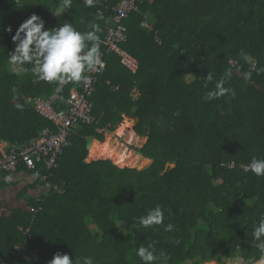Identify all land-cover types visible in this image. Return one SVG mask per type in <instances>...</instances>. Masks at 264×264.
<instances>
[{
  "label": "trees",
  "instance_id": "1",
  "mask_svg": "<svg viewBox=\"0 0 264 264\" xmlns=\"http://www.w3.org/2000/svg\"><path fill=\"white\" fill-rule=\"evenodd\" d=\"M119 2L98 0L89 8L84 0H72L69 12L57 17L51 11L59 0H0V140L26 144L53 128L26 97H48L56 88V109L66 113V100L79 83L46 82L30 65L10 67L7 55L15 48L12 36L20 23L33 13L46 28L68 21L86 31L98 23L103 52ZM125 24L123 46L138 59L139 70L132 73L117 56H108L92 97L95 120L70 133L71 143L52 169L45 163L33 170L18 167L36 178L21 195L40 185L50 189L41 193L40 212L29 211L37 196H28L27 207L0 215V264H48L57 252L81 264L84 257L94 264H142L135 249L149 243L169 257L167 264H234L237 253L258 256L252 228L264 213V177L242 165L264 158V72L259 71L264 68V0H142ZM241 50L255 63H245ZM226 71L233 73L225 86L235 90V98L206 100ZM207 72L214 78L205 88ZM242 72H251V80ZM116 107L136 116L138 135L147 134L138 151L152 159L148 168L86 160V137L103 141L98 130L112 132L123 121ZM96 139L90 156L102 157L103 142ZM62 183L65 191L57 192L54 186ZM8 184L1 180L0 190ZM157 205L164 210L163 224L141 226L138 218ZM119 222L124 223L117 227ZM169 223L174 229L166 232ZM28 227L31 239L24 234ZM199 239L204 241L192 246ZM221 257L226 258L215 261Z\"/></svg>",
  "mask_w": 264,
  "mask_h": 264
},
{
  "label": "clouds",
  "instance_id": "2",
  "mask_svg": "<svg viewBox=\"0 0 264 264\" xmlns=\"http://www.w3.org/2000/svg\"><path fill=\"white\" fill-rule=\"evenodd\" d=\"M86 7H94L98 0H84ZM72 0H59L58 5L51 11L54 16H61L69 12ZM99 13L97 16L99 17ZM83 23V21H82ZM86 31L79 30L72 22L65 21L56 27L46 28L45 21L33 13L29 18L20 23L12 36L15 44L13 51L9 52L8 63L13 70L23 69L30 65V71L42 81H69L79 82L86 78L85 73L95 71L98 66H103L101 61L100 36L101 31L98 23L88 24ZM7 31L11 32L9 27ZM240 57L245 63L254 64V57L241 50ZM264 72V68L259 70ZM233 73L226 71L224 75L215 82V87L207 91L206 100H215L231 94L235 98L236 92L232 87L225 85L231 79ZM245 81L251 80V72H242ZM213 73L207 72L203 79V86L213 82ZM17 107H20L19 105ZM246 171H251L257 177H264V158L253 157L251 162L244 166ZM11 181L12 177H5ZM164 221V210L160 205L147 209L146 214L138 218V223L150 228L162 225ZM124 222H119L120 227ZM174 225L169 223L164 226L166 232H171ZM124 231V229H122ZM127 235V233L125 232ZM252 239L257 249L258 256L243 257L238 253L234 257V264H264V213L260 214L258 222L253 225ZM176 244L180 240H175ZM237 250L240 248L236 245ZM135 254L140 258L142 264H167L169 257L163 252H157L154 243L147 246L141 245L135 249ZM48 264H81L78 258H71L68 253L57 252ZM82 264H94L91 257H84ZM190 264V262H186Z\"/></svg>",
  "mask_w": 264,
  "mask_h": 264
},
{
  "label": "built area",
  "instance_id": "3",
  "mask_svg": "<svg viewBox=\"0 0 264 264\" xmlns=\"http://www.w3.org/2000/svg\"><path fill=\"white\" fill-rule=\"evenodd\" d=\"M142 0H120L113 8V14L110 16V25L103 39L104 51L101 52V61L103 66H98L95 71L86 72L84 79L79 81L76 87L71 91V95L66 100L68 110L66 113H60L56 109V88L53 94L48 97L28 96L26 102L31 103L34 109L43 117L52 122L53 128H45L39 136L32 138L26 144L10 145L5 140H0V175L5 172H11L23 165L29 170L37 167L38 163H45L46 168L52 169L57 165L58 156L63 152L65 146L70 145L68 136L77 128L80 123H92L95 118L92 115L94 103L92 97L96 91L98 77L107 67V57L115 55L120 63L130 72L136 73L139 70L138 59L131 54L123 44L128 39V28L125 20L130 13L139 10V3ZM148 28L153 26L147 21L143 23ZM61 87V85H60ZM118 88V86L116 87ZM139 90L133 89V96L137 97ZM250 163V162H249ZM242 168L245 170V165ZM234 167L235 163L229 164ZM246 171V170H245ZM46 175L42 177L46 179ZM49 185H40L37 194V204L29 207V211L36 214L42 210L43 201L41 193L49 190ZM54 189L57 192L65 191V183L56 184ZM24 234L27 239H31L30 227Z\"/></svg>",
  "mask_w": 264,
  "mask_h": 264
},
{
  "label": "rangeland",
  "instance_id": "4",
  "mask_svg": "<svg viewBox=\"0 0 264 264\" xmlns=\"http://www.w3.org/2000/svg\"><path fill=\"white\" fill-rule=\"evenodd\" d=\"M70 95H71V93H70ZM69 96H68V98H69ZM125 120H131L132 121L131 122V124H132L131 125V128H132V131H134L136 133V136H137L134 139V141H131V138H129V137L125 139V138H122V137H119L118 135H116V131L119 129L120 125L122 123H124ZM89 124H91V123H89ZM134 125H135V120L134 119H130L128 117H124L123 116V121L118 124L117 128L114 131L111 132V131H107V130H98L104 136V140L103 141L95 138L97 141L103 142V148H102V151H101V156H102V153H103L104 149L106 147H108V142L110 140H112V138H116V139L118 138V140L123 144V145H121L120 149H123V147H124L125 150L133 153L134 156L139 155L141 158H146V157H144L142 155V153H140V151H138L146 143V138H140L139 137L138 133L135 131V126ZM116 144L117 143L114 140V142L112 143V145H110L109 147H113ZM90 151H94V149L92 148V146H91ZM100 159H106V158H104V157L102 158V157L90 156V152H89L86 160L88 162H91L93 160H100ZM107 159L111 160L115 165H117L119 167L137 168L139 170L148 168L152 164V162H153L152 159H149L148 158L149 161L146 164H142V165L141 164H138V165L137 164L136 165H128V164L127 165L126 164L125 165H120V164L115 163L111 158H107ZM16 186H18V184L17 185H14V183H13L7 190H6V188L4 189V193H5V196L4 197L7 200V202L9 203V205H8L7 208L10 209V210L11 209L13 210L18 205L22 204V201L19 199V196L17 194V191H16L17 190V187ZM161 239L166 240V238H161ZM203 241H204V239H199L198 240V243L196 245L194 244L192 246H197V245L201 244ZM189 245H191V244H189ZM222 258H226V257L218 258L215 261H218V260H220ZM212 261H214V260H212ZM209 262H211V261H209ZM205 263H208V262H205Z\"/></svg>",
  "mask_w": 264,
  "mask_h": 264
},
{
  "label": "bare ground",
  "instance_id": "5",
  "mask_svg": "<svg viewBox=\"0 0 264 264\" xmlns=\"http://www.w3.org/2000/svg\"><path fill=\"white\" fill-rule=\"evenodd\" d=\"M131 120H125L124 123H122L119 127V129L116 131V135L122 138H131V141H134V139L137 137L136 133L132 131L131 128ZM117 143L113 147H109L114 142ZM111 143V144H110ZM121 145H123L118 138H112L108 142V147H106L102 153V158H111L115 163L120 165H138V164H146L149 160L148 158H141L139 155L134 156L133 153L123 149H120Z\"/></svg>",
  "mask_w": 264,
  "mask_h": 264
},
{
  "label": "crops",
  "instance_id": "6",
  "mask_svg": "<svg viewBox=\"0 0 264 264\" xmlns=\"http://www.w3.org/2000/svg\"><path fill=\"white\" fill-rule=\"evenodd\" d=\"M109 27V26H108ZM140 94V92H139ZM7 176H11L12 177V180L11 181H8L10 182L11 184H8L6 186H4L3 188H1L0 190V215H6L8 214L11 210L8 209V205L9 203L7 202V200L5 199V193H4V189L6 188V190L14 183V185H17V194L19 196V199L22 201V204L18 205L16 208H19V207H27V197L28 196H37V194L39 193V191H37L35 188L32 189L30 188L28 191H27V194L26 195H21V191H23V189L26 188L27 185L33 183L35 181V176L30 174L27 170H24V169H16L14 171H11L9 174L7 175H2L0 176V181L1 180H6L5 177ZM13 188V187H12ZM6 192V191H5ZM14 208V209H16Z\"/></svg>",
  "mask_w": 264,
  "mask_h": 264
},
{
  "label": "water",
  "instance_id": "7",
  "mask_svg": "<svg viewBox=\"0 0 264 264\" xmlns=\"http://www.w3.org/2000/svg\"><path fill=\"white\" fill-rule=\"evenodd\" d=\"M115 111H118L119 113H121L124 117H128L130 119H134L135 120V125L136 126L139 122V120L136 118V116L134 114H126L125 112H123L121 109H119V107H116L115 108ZM140 138H146V142L148 140V136L147 134L145 135H139ZM95 138L94 136L92 135H89L86 137V141H87V150L90 152V149H91V146H92V143L94 142ZM141 153V152H140Z\"/></svg>",
  "mask_w": 264,
  "mask_h": 264
}]
</instances>
